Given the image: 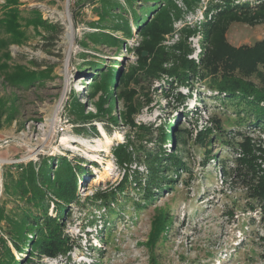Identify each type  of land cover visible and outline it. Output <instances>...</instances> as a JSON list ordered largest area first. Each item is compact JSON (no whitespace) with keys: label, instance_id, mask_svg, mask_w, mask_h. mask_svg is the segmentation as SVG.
<instances>
[{"label":"rangeland","instance_id":"374dc122","mask_svg":"<svg viewBox=\"0 0 264 264\" xmlns=\"http://www.w3.org/2000/svg\"><path fill=\"white\" fill-rule=\"evenodd\" d=\"M222 1L0 0V236L11 261L264 264L253 187L224 177L220 166L233 165L244 138L264 142V128L214 89L232 77L264 93L242 74L261 56L264 8L213 20ZM233 56L249 66L235 69ZM184 59L203 70L181 83L160 73L180 70ZM202 62L221 67L209 76ZM115 135L121 140L108 145ZM65 165L77 181L61 214L70 243L39 259L29 234L17 239L19 251L3 231L24 205L5 183L20 173L51 178ZM44 202L54 217L52 201Z\"/></svg>","mask_w":264,"mask_h":264},{"label":"trees","instance_id":"16d2710c","mask_svg":"<svg viewBox=\"0 0 264 264\" xmlns=\"http://www.w3.org/2000/svg\"><path fill=\"white\" fill-rule=\"evenodd\" d=\"M142 1L146 3L158 2L157 6L166 2V0ZM127 3L129 4V9L131 10L132 4L129 2ZM253 7L263 9L264 0H253L252 3H235L231 0H224L214 6V8L218 10V14L213 20H219L226 14L240 10H249ZM131 11L135 16L136 12L133 10ZM103 13L107 15L106 12ZM157 14H159V12ZM209 25L210 24L207 25L208 28ZM124 28L126 34H129V31L127 30L128 28L126 26H124ZM212 28H214V26ZM106 39H108V37H106ZM257 51L261 56H258V58L254 61V65L252 63L251 67H249V69L244 71L242 74L245 76L247 75V77H256L262 86L264 85V75H262V71L258 67H264V58H262V56H264V41L257 44ZM233 58L234 61L232 60ZM241 58L242 56H240V58L233 56L228 62H234L235 69H240L244 63L249 66V61L247 59L244 61V59ZM240 60L243 62L240 63ZM228 62L226 60V62L222 65L227 66ZM201 64L204 71L207 73L206 75L209 76L215 75L217 72L216 68L221 67V65L209 66L204 62ZM182 67L183 68H180V70H178V68L174 70H165L160 68L159 71L162 74L174 76V79H178L177 82L181 83L182 81H186L190 74L191 76L196 75L198 73V69V71L203 70L192 60L188 59L183 60ZM200 77H204V75H201ZM214 89L219 92L220 95L224 94L227 98L229 97L237 100L235 106L242 104V109L246 106V109L243 111L253 114V118L249 117L247 119L248 124L254 122L253 125L257 128H264L263 91L248 82L239 81L237 78L232 77L227 79L223 78L222 81L220 80V82L215 84ZM260 104L263 106H260ZM237 114L238 119H241L240 121H243L244 117H246L241 113ZM238 146L239 157L234 158L232 166H225V161L220 162L222 174L227 178H231L233 176L237 177L249 187H253L251 197L256 200L260 211L264 215V167L261 168V165H264V142L244 138L243 142L239 143ZM150 159L153 160L151 157ZM121 162L122 161H120V163ZM65 166L66 167L61 166L59 169L61 172L60 175L57 173L55 176L51 175V178L45 171L37 180H35V176L31 173H28V175L20 173L18 174L19 177L17 179L9 176V184L5 183L7 190L10 192H7V194L24 202L22 210L9 214L10 218L6 221L7 226L3 228V231L13 243V246L19 251L20 247L19 243H16L17 239H22L23 243L25 242L26 235L28 234L31 238H34V241L32 242L31 238L26 241L30 245L29 250L31 251L32 249H35L39 259L55 258L58 254L66 251V247L69 245L70 239L63 233L64 223L62 222L61 214L65 212V205L68 201L74 199L77 181L73 170L68 167L69 165ZM256 174H260L261 177H256ZM45 199L52 201L56 213L54 217H49L45 213V208L47 207L44 202ZM3 219H5V217L3 218V214L0 213V221ZM0 264H15L10 260V257H8V248L6 247L5 240L2 236H0Z\"/></svg>","mask_w":264,"mask_h":264},{"label":"bare ground","instance_id":"6f19581e","mask_svg":"<svg viewBox=\"0 0 264 264\" xmlns=\"http://www.w3.org/2000/svg\"><path fill=\"white\" fill-rule=\"evenodd\" d=\"M63 17H65V20H66V22H67V31H68V37H69V40H70V46H71V38H72V26H71V19H70V14H69V11H68V2H67V4L65 5V11H64V16ZM71 49V48H70ZM69 52H70V50H69ZM64 98V97H63ZM61 103H62V98L60 99V101H59V104H58V106H57V108L59 109V106L61 105ZM56 108V109H57ZM61 109V108H60ZM58 113V112H57ZM107 140H108V145L109 144H113L114 143V141H120L121 140V136L120 135H115V136H113L112 138L110 137V138H106ZM91 160L92 161H94L95 160V158L94 157H92L91 158Z\"/></svg>","mask_w":264,"mask_h":264}]
</instances>
